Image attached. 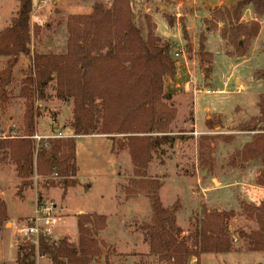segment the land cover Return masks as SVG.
<instances>
[{"label": "trees", "instance_id": "obj_1", "mask_svg": "<svg viewBox=\"0 0 264 264\" xmlns=\"http://www.w3.org/2000/svg\"><path fill=\"white\" fill-rule=\"evenodd\" d=\"M144 1L95 0L90 13L67 17L65 53L44 54L31 50L41 32L39 26H30L34 0H17L15 17L0 30V58L5 59L0 70V109L11 100L9 87L15 81V68L21 59L27 61L18 89L23 107L21 135L0 140V153L7 155L20 180L16 195L21 198L26 189L32 188L36 176L41 179L37 187L46 191L60 187L64 198L67 190L78 184L75 137L106 136L112 141L111 151L128 152L135 180L126 188V195L135 198L143 194L148 199L150 219L141 230L150 254L161 263L190 264L191 259L198 262L201 255L219 257L231 252L229 222L237 216L258 227L239 233L249 251L264 253V202L256 206L241 202L238 213L202 209L188 245L174 213L160 201L158 193L163 183L148 176L153 156L176 139L170 131L176 117L173 95L164 89L165 80L176 74V62L170 55L172 46L155 35L152 17L142 11ZM249 5L257 16L264 14V0H239L212 10V26L217 27V22L223 25L220 36L226 49L228 45L234 48L236 57L246 54L248 42L260 29L257 21L248 25L241 22L242 12ZM165 19L172 27V20ZM205 40L204 36L200 38L197 54L206 78L211 73L212 57L203 50ZM53 83L54 97L72 102L73 137L48 140L47 148L41 142L36 148L33 137L41 117L39 103L50 98L47 91ZM257 107L256 117L237 126L240 132L254 134L230 156V167H236V158L240 166L255 160L264 166V94L259 96ZM216 124L214 118L205 121L210 130ZM207 139L202 137L199 144V164L211 172L210 148L204 143ZM256 184L264 187V176ZM42 198V192H37V203ZM75 218L76 243L46 237H40L37 245L21 242L15 264H36V257L46 258L51 264H91L103 255L106 258L105 245L99 240L106 228V216L92 213ZM6 220V205L0 198V228Z\"/></svg>", "mask_w": 264, "mask_h": 264}, {"label": "rangeland", "instance_id": "obj_2", "mask_svg": "<svg viewBox=\"0 0 264 264\" xmlns=\"http://www.w3.org/2000/svg\"><path fill=\"white\" fill-rule=\"evenodd\" d=\"M94 1L34 0L30 26L31 28L35 25L39 26L41 32L37 42L31 46V50L44 54H62L66 49L67 17L71 14L90 13ZM205 1L207 0H145L142 8L145 13H154L153 22L156 25L154 33L162 42L172 46L170 55L176 62L174 78H167L164 84L165 91L173 95L172 102L176 108V117L170 127L171 135L176 139L172 145L163 146L162 152L153 156L148 176L160 179L163 183L158 193L160 201L165 209L174 213L176 225L181 229V236L186 239L188 245H191L194 230L202 217V209L218 212L236 211L237 197H241L244 193H246L245 197L248 196V190L246 192L243 190L244 186L249 187V179L251 178L252 183L255 184L257 179L264 176L263 165L257 169L250 168L252 164L259 165L258 162L251 163L245 170H238L237 166L240 164L238 158L235 159L236 167L228 165L230 156L235 151L241 150L253 136L250 135V139L245 143L243 137L246 135L244 132H238L237 126L239 121L246 118L240 114V118H234L232 115L236 108L256 113L254 99L256 94L264 92V80H253L248 65L227 60L221 54L219 31L223 25L217 22L218 26L214 27L215 25L212 24L214 20H211L212 10L219 7L211 6L215 0H209L211 5ZM247 8H251L254 12L251 5L244 8L241 19L244 18L248 22L244 20L241 22L245 25L252 22L250 12L246 11ZM17 9V0H0V30L10 24ZM166 17L172 20V27L168 25ZM257 17L259 22L264 21V14ZM262 26L263 29L260 25L257 36L261 34L260 38H263L261 50L264 51V24ZM209 28L211 31H208ZM205 35L212 57L211 73L206 78L204 65L199 63L197 54L200 38ZM255 38L248 42L246 54ZM205 44L206 40L203 42L204 51H206ZM228 52L235 59H241L236 57L234 48L229 45L226 49V53ZM4 64L5 59L0 58V70ZM26 67L27 61L21 59L14 71L15 81L9 87L11 100L5 109H0V133L6 137L9 133L14 136L21 135L23 107L22 100L18 97V89ZM260 77H264V69L254 74V79ZM236 79H239L245 87L243 90L238 91L239 85L236 84ZM53 85L54 83L47 91L50 98L39 103L41 117L37 120V134L52 136L56 132H61L63 136L73 137L72 102L56 99ZM206 91L209 92L205 93ZM191 106L196 128L200 129L203 125L205 113L206 116L214 118V121L219 119L221 128L209 132L204 130L203 133L196 134L194 125L191 128L188 123L190 118L193 119L190 113ZM229 117L231 118L228 119ZM103 137L96 135L75 137L78 184L67 190L64 199L60 187L47 191L40 189V186L37 187L36 184L41 179L36 176L33 177L32 188L25 191L33 195L34 190L41 191L42 202L57 204L54 205L57 216H62V213L70 216L59 220L56 224L52 241L65 238L69 242H77V236L73 238L74 233L76 234L73 215L97 213L106 216V228L99 235V240L105 245L104 254L106 253L107 257L103 255L96 258L91 264H163L156 256L150 254L149 247L144 241V232L141 230L142 224L149 222L150 219L148 199L143 194L135 198L126 195V188L132 180H135L128 152L111 151L112 141L106 136ZM202 137L208 138L204 143L210 148L213 161L211 172L199 164V144L202 143ZM11 166L7 155L4 152L0 153V189H3L0 198H3L8 214L6 222L0 228V260L4 261L2 264H11L14 261L15 246L17 248L21 243L15 234L14 226L17 225L19 228L22 219L11 222L8 216L14 219L26 215L31 206L27 202V208L18 201L21 198L16 195L15 167ZM197 168L201 171L203 184L206 183L217 189L222 188L217 193H209L208 196L218 197V206L225 210L207 208L206 199L202 194H198L200 190L194 181ZM211 179H217V182H210ZM261 195L263 197L260 196L259 199H264V194ZM255 199L258 200L257 197ZM256 204L259 202L256 201ZM238 211L240 212V208ZM9 222L14 226L10 227ZM256 228L258 227L254 222L239 216L235 217L229 222V231L233 238L231 252H238L243 256L228 254L223 261L222 257L208 255L204 262H201L199 257L198 262L191 259L190 264H264V253L250 252L246 240L239 236L240 232L248 233ZM60 234L67 235L57 238L56 236ZM38 258L36 257V261ZM43 259L37 264H51L48 259Z\"/></svg>", "mask_w": 264, "mask_h": 264}, {"label": "crops", "instance_id": "obj_3", "mask_svg": "<svg viewBox=\"0 0 264 264\" xmlns=\"http://www.w3.org/2000/svg\"><path fill=\"white\" fill-rule=\"evenodd\" d=\"M207 1H209V0H207ZM207 1H205L206 3H208L209 5H211V1H209V2H207ZM236 1H239V0H215V2L214 3H212L213 5H211V6H216V7H222V6H226V5H228V4H230V3H232V2H236ZM246 11H248V12H250V20L251 21H257V22H259V19H258V17L254 14V12H252V9L251 8H247V10ZM151 14V15H150ZM153 14L154 13H149V15L152 17V20H153ZM207 18V17H206ZM241 20H244V18L243 19H241ZM246 23L248 22V20H244ZM259 24L261 25V29H263L262 27V25L264 24V21H260L259 22ZM176 27V26H175ZM261 33V32H260ZM261 35V34H260ZM260 35H258L257 36V38H255L254 40H253V43H252V45H251V47H250V50H249V52L245 55V56H243V57H241V59L240 60H238V59H235L233 56H230V55H227V53H226V45H225V42L222 40V38H221V36H220V31H219V37H220V41H221V44H222V46H221V54L224 56V58H226L227 60H230V61H234V62H236L237 64H242V65H248V67H249V71H250V77L253 79V80H257V81H263V79H254V74L256 73V71H262L263 69H264V67H263V64H264V51H262L261 50V46H262V41H263V38H260ZM207 36L205 35V38H206ZM166 40V39H165ZM178 46H180V45H178ZM205 49H206V52L207 53H209L210 55H211V53L209 52V47H208V42H207V39H206V44H205ZM66 51V49L65 50H63V52L62 53H64ZM211 67H212V64H211ZM236 84L237 85H239L238 87V91H241V90H243L245 87L243 86V84L241 83V81L239 80V79H236ZM261 94H264V92H262V93H259V94H256V96H255V99L254 100H256V113H254V112H252V113H249V112H247V111H245V110H241V109H238V108H236L235 109V111H234V114L232 115L234 118H240L239 117V114L240 115H243V116H245V120H243V121H239V124H241L242 122H244V121H246V120H248V119H250V118H252V117H256L257 115H258V107H257V103H258V99H259V96L261 95ZM190 113H192V116H193V121L191 122V120H189V124L191 125V128H192V126L194 125V127H195V119H194V114H193V110H192V106H191V112ZM254 113V114H253ZM206 114L207 113H205V118H204V122H203V125L201 126V128L199 129V128H196L195 127V133L196 134H201V133H203V131L204 130H206V131H212V130H216L217 128H221V125L222 124H220V120L219 119H216V125H214V127H213V129H207L206 128V126H205V121L206 120H208L209 118H211V117H209V116H206ZM244 114H247V115H244ZM219 115H221V114H219ZM231 116V117H232ZM246 116H250V117H246ZM231 117H229L228 119H230ZM238 124V125H239ZM238 132H240V131H238ZM244 134L246 135L245 137H243V139H245V143H247L248 142V139H250V135H253V133H251V132H244ZM100 137H103V136H100ZM78 138V137H77ZM104 138V137H103ZM239 150V149H238ZM259 163V165H255L254 166V164H252L251 166H250V168H252V169H257L258 167H262V164L258 161V160H255V161H250V162H247V163H244L242 166H240V164H238V170H245V168L246 167H248L251 163ZM226 165V164H225ZM12 167V166H11ZM198 167V166H197ZM225 167V166H224ZM254 167V168H253ZM78 169V168H77ZM236 169V168H235ZM149 170H150V166H149ZM148 170V171H149ZM251 170V169H250ZM11 172H12V170H11ZM195 173H197V176L195 177V179H194V181H195V183H196V185H198V187H199V192H198V194H202V196H204L205 197V199H206V202H205V204L208 206L207 208H209V207H212V208H219V210H225V209H222V208H220L219 206H218V202H217V200H218V197H216L215 195L212 197V198H210L209 196H208V194L209 193H217L218 191H219V189H222V188H216V187H212V186H208V184L206 185V183H202L203 181H202V174H200L201 173V171L197 168L196 170H195ZM1 174V173H0ZM10 174V173H9ZM14 175H16V172L14 171ZM11 178V177H10ZM12 180V179H11ZM15 180H16V182H17V184H16V189H17V187L19 186V184H20V180L19 179H17V177H15ZM217 182V179H211L210 180V182ZM252 179L250 178L249 179V187H246V186H244L245 188H244V192H246L247 190H248V196H246L245 197V194L246 193H244V194H241V193H239L238 192V194H241V197H237V200H238V209H239V206H240V203L241 202H243V203H246V204H253V205H258V204H256V201L257 202H264V199H259L260 198V196H261V198L263 197V195H261L262 193L264 194V187H261V186H258L256 183L254 184V183H252ZM15 183V182H14ZM250 183H252V184H250ZM36 186H37V184H36ZM207 186H208V188H207ZM35 187V186H34ZM211 187V188H210ZM36 188V187H35ZM31 189V188H30ZM3 189H0V197H2V194H1V191H2ZM52 190V189H51ZM54 190V189H53ZM68 190H70V189H68ZM34 195L33 194H30V192H23L22 193V197H21V199L20 200H18L16 197H15V195L13 194V196H14V198H16L18 201H21V203L23 204V205H26V207L28 208V205L26 204L27 202L28 203H30L31 204V206H29V208H28V211H29V213L28 214H26V215H23V216H17V217H15L14 219H12L11 217H10V215L8 216L9 217V220H11V222L12 221H14V220H18V219H22V221L25 219V218H27V217H30L31 215H32V213H33V210H34V208H35V204H36V201H37V191H35L34 190ZM258 198V200L257 199H255V198ZM3 199V198H2ZM62 199H64V198H62ZM252 200H253V202H252ZM6 205V204H5ZM54 205H57V204H54ZM6 209H7V207H6ZM238 209L236 210V211H234V210H228V211H233V212H235V213H238L239 211H238ZM63 212H65L66 213V211L65 210H62ZM238 211V212H237ZM66 214H68V213H66ZM81 214H83V213H81ZM87 214H92V213H87ZM97 214V213H96ZM8 215V214H7ZM77 215H79V214H77ZM77 215H73L74 216V221L76 222V218H75V216H77ZM100 215V214H99ZM59 217V219H58V221H57V223L59 222V220H64V219H67V218H69L70 216H67V215H63V213H62V216H58ZM22 221H20L19 222V224H21L22 223ZM9 226L10 227H13L14 225L12 224V223H10L9 222ZM56 227V226H55ZM14 228H15V234L17 235V237L19 238V236H18V229L19 228H17V225L16 226H14ZM67 234H60L59 236H56L57 238H61V237H63V236H66ZM75 236H77V230H76V234L74 233V236H73V238H75ZM253 253V252H252ZM252 253H250V254H252ZM228 254H232V255H235V256H243L241 253H238V252H229V253H227V254H223V255H220L219 257H222L221 259H223V261H224V257L226 256V255H228ZM209 256L208 255H202V256H200V259H201V262H204V260L205 259H207ZM15 258H16V246H15ZM41 259H43V258H38L37 259V261H36V264H37V262L39 261V260H41ZM44 260V259H43ZM196 261V260H195ZM2 262H4V261H2V260H0V263H2ZM15 262V259H14V261H12V263L11 264H13Z\"/></svg>", "mask_w": 264, "mask_h": 264}, {"label": "built area", "instance_id": "obj_4", "mask_svg": "<svg viewBox=\"0 0 264 264\" xmlns=\"http://www.w3.org/2000/svg\"><path fill=\"white\" fill-rule=\"evenodd\" d=\"M200 92V91H199ZM206 91L205 93H208ZM14 135L9 133V136H5L0 133V140L13 138ZM69 138L63 136L61 132H56L52 136H41L36 134L33 139L36 143V148L39 147L41 142L44 143V147L47 148V141L54 139ZM59 217L56 214V207L48 202H40L35 204V208L30 217L25 218L21 226L18 229V236L21 242H29L30 244L37 245L40 237H46L51 239L54 228L57 224Z\"/></svg>", "mask_w": 264, "mask_h": 264}, {"label": "water", "instance_id": "obj_5", "mask_svg": "<svg viewBox=\"0 0 264 264\" xmlns=\"http://www.w3.org/2000/svg\"><path fill=\"white\" fill-rule=\"evenodd\" d=\"M32 260H33V258H32Z\"/></svg>", "mask_w": 264, "mask_h": 264}]
</instances>
